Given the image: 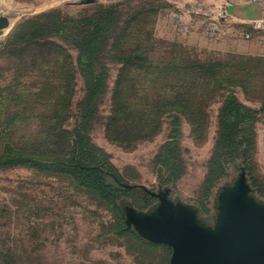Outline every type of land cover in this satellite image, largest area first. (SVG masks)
<instances>
[{
  "label": "rangeland",
  "instance_id": "rangeland-1",
  "mask_svg": "<svg viewBox=\"0 0 264 264\" xmlns=\"http://www.w3.org/2000/svg\"><path fill=\"white\" fill-rule=\"evenodd\" d=\"M121 1V49L141 47L147 50L149 61L156 62L179 51L185 60L200 61L234 62L243 55L261 56L264 66V28H251L244 35H210L207 24L211 21H182V9L175 0H0V15H9L11 20V26L0 34V84L9 86V91L15 87L17 93L33 100L47 98L42 89L48 82L47 65L39 63L32 69L17 55L4 51L20 22L54 10L78 18L94 12L100 4ZM55 40L65 46L76 68L75 92L65 122V127L73 130L86 96V81L78 69L77 46L60 37ZM103 60L108 66L107 85L90 136L115 165L123 182L132 186L115 203L66 171L39 170L29 164L0 166V264H170L172 249L164 243L139 241L132 232L121 229L122 222L126 224L124 206L132 204L147 210L159 201L158 195L168 192L172 200L196 206L203 217H215L220 189L245 169L243 166L234 171L229 167L225 175L213 180L221 113L231 95L255 110L250 172L264 184V72L251 79L246 89L236 79L215 93L211 92L214 82L206 79L134 81L133 92H149L143 96L148 103H166L175 95V103L184 106L163 115L153 138L129 146L113 142L106 135L123 63L111 60L109 54ZM53 83L55 79H50ZM179 90L189 92L178 95ZM11 107L13 113L17 112V100ZM50 114L40 105L32 111L23 110L6 133L0 126V153L4 141L21 145L43 137L48 129L41 121ZM118 127L120 132L125 130L122 122ZM66 135L62 132L54 149L59 151Z\"/></svg>",
  "mask_w": 264,
  "mask_h": 264
},
{
  "label": "trees",
  "instance_id": "trees-1",
  "mask_svg": "<svg viewBox=\"0 0 264 264\" xmlns=\"http://www.w3.org/2000/svg\"><path fill=\"white\" fill-rule=\"evenodd\" d=\"M123 3L100 4L94 12L78 18L54 10L25 19L15 27L4 45V51L9 55H17L20 62H26L32 69L39 63L47 65L48 82L42 87L43 95L47 98L33 100L21 92L17 93L15 87L12 88L14 91H9V86L0 84V113H3L0 118V126H3L1 132L10 130L13 121L25 109L32 111L41 105L45 110L49 109L51 114L48 119L41 121V125L47 124V133L34 143L14 145V141H4L0 166L29 164L39 170L66 171L81 184L97 189L102 196L116 203L127 187L122 184L123 177L115 165L109 162L107 154L92 142L90 136L101 97L106 90L108 66L103 59L107 54L111 60L122 62L123 66L118 77L112 113L106 125V135L113 142L129 146L153 138L161 127L163 115L176 106H184L175 103V95L166 99V103L158 101L152 105L155 101L150 104L147 97H143L149 92L142 95L133 92L134 81L206 79L214 82L211 92L215 93L236 82V79L246 89L251 79L264 72L261 56L243 55L234 62L200 61L185 60L179 51L156 62L149 61L147 50L141 47L121 49L119 44L124 35L119 32V19ZM56 37L72 41L77 46L78 69L86 81V96L80 103L79 119L73 130H68L65 122L75 92L76 68L65 46L57 42ZM50 79H55L56 83L50 84ZM182 91L179 90L178 95ZM13 100H17L19 106L15 113L11 107ZM149 106L151 109L146 110L145 107ZM254 118L255 110L243 105L234 95L225 101L213 164L216 177L213 180L225 175L229 167L236 171L244 166L258 196L264 199V184L250 172L254 142L251 126ZM119 122L125 125L123 132L118 130ZM62 132L68 135L57 151L54 147L58 146V137ZM165 162H168L166 158ZM149 197L153 198L150 193ZM121 229L132 232L139 241L156 244L142 238L134 228H128L124 221Z\"/></svg>",
  "mask_w": 264,
  "mask_h": 264
},
{
  "label": "water",
  "instance_id": "water-1",
  "mask_svg": "<svg viewBox=\"0 0 264 264\" xmlns=\"http://www.w3.org/2000/svg\"><path fill=\"white\" fill-rule=\"evenodd\" d=\"M10 26L9 15L1 14L0 34ZM158 197L147 210L126 204V224L142 238L170 246V264H264V199L245 169L220 189L212 220L168 192Z\"/></svg>",
  "mask_w": 264,
  "mask_h": 264
},
{
  "label": "crops",
  "instance_id": "crops-1",
  "mask_svg": "<svg viewBox=\"0 0 264 264\" xmlns=\"http://www.w3.org/2000/svg\"><path fill=\"white\" fill-rule=\"evenodd\" d=\"M11 1V0H10ZM182 9L180 19L190 22L194 18L208 19L207 33L224 36L227 33L243 35L264 17V0H175Z\"/></svg>",
  "mask_w": 264,
  "mask_h": 264
},
{
  "label": "built area",
  "instance_id": "built-area-1",
  "mask_svg": "<svg viewBox=\"0 0 264 264\" xmlns=\"http://www.w3.org/2000/svg\"><path fill=\"white\" fill-rule=\"evenodd\" d=\"M254 3H261L262 0H251ZM255 28H264V17L261 19H258L254 22ZM247 36H250V34H247Z\"/></svg>",
  "mask_w": 264,
  "mask_h": 264
}]
</instances>
